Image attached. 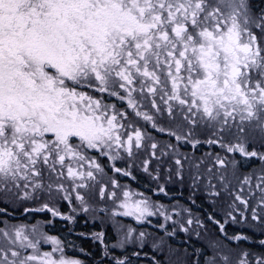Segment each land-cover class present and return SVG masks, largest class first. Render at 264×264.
<instances>
[{
  "label": "snow or ice",
  "instance_id": "snow-or-ice-1",
  "mask_svg": "<svg viewBox=\"0 0 264 264\" xmlns=\"http://www.w3.org/2000/svg\"><path fill=\"white\" fill-rule=\"evenodd\" d=\"M140 121L168 143L161 146ZM146 144L152 158L157 150L168 157L181 180L187 164L196 169L194 183L225 195L233 223L250 212L264 225V167L242 174L238 158L264 165V9L251 0H0V191L43 201L25 211L56 217L63 214L49 200L62 194L72 203L74 193L88 212L98 188L100 199L115 205L113 217L143 224L159 214L168 221L163 205L120 182L135 177L116 162ZM205 144L213 148L205 153L210 164L180 151ZM100 157L115 173L108 181ZM149 164L143 161V171L151 176ZM216 223L223 233L224 223ZM134 232L128 227L112 247L134 240L143 247L146 233ZM93 235L103 243V232ZM209 247L212 254L200 252L195 264H234L223 242ZM243 255L235 264H264V253L254 262ZM0 264L83 262L39 224L5 222ZM114 264L133 262L117 257Z\"/></svg>",
  "mask_w": 264,
  "mask_h": 264
},
{
  "label": "rangeland",
  "instance_id": "rangeland-1",
  "mask_svg": "<svg viewBox=\"0 0 264 264\" xmlns=\"http://www.w3.org/2000/svg\"><path fill=\"white\" fill-rule=\"evenodd\" d=\"M149 128L151 126L149 125ZM152 135L155 137L156 141L161 145H165L168 143V137L166 135H160L156 133L154 130L150 129ZM174 142V141H173ZM206 145V144H205ZM208 147V145H206ZM209 148V147H208ZM145 150H134V155L132 158H128L125 156V159L123 161H117L116 164L118 167H127L130 166V170L133 173L132 177H120L121 184L130 185L132 190L136 192L144 193L146 197L149 198L150 201L163 205L164 210L167 212L168 215L172 216L171 220L165 221L162 216L159 214L150 217V222H145L143 224L137 223L135 218L133 217H124V216H112V210L115 209V205L111 200L104 199L101 200L98 194V188L96 190L95 198L90 200V208L88 212H84L81 205L78 201L75 200V194H72V203H69V201L62 199L61 196H56L52 200H49L48 202L55 206L63 215L75 217L79 214H83L85 216V219L92 224L93 220H96L97 223L101 226V231L103 232V243L104 245V238L105 234H107L108 230H111L113 235L116 237L115 243L119 238H121L126 232L128 227H132L135 229V232L133 234L134 238L139 235L141 231L146 233L144 243H150V245L141 247L138 242H134L131 244H128L125 246V248H114L113 253L107 255V259L104 262H97L94 260V262L90 264H114V259L119 257L121 259L127 257L128 259H134L135 261L133 264H149V261H154L149 256L150 254L156 256L159 255L161 261L163 264H174V262L179 263L184 256V248L181 247L183 242H181L184 235L188 232V238L192 239L195 238L199 241L200 244H204L209 252H211V249L209 247V244L214 240L212 238V231L206 230L201 232L199 221L195 220L193 217V214L196 210L195 205L199 204L197 198H202L203 202L200 204V206H204L205 208L212 207L215 211L219 212L221 216L224 218L227 212V197L222 194L221 197H214L211 196L208 192V189L206 188L204 182L197 181L194 183L193 176L196 173L195 168H190L187 164H185L184 172H183V179L175 174L174 171V164L168 160L167 156L160 157L159 150H157V158L151 157V149L149 145H145L143 148ZM199 150H194L190 146L181 147L180 151L188 154L189 156H194L196 161H199L201 158L205 159L206 163L210 162L207 160V157L205 156V153H210V151L205 150L203 148L198 147ZM218 150V149H217ZM213 152V148H212ZM223 154V153H222ZM100 157V161H101ZM242 167H240V172L242 174H259L260 170L264 165L261 164L260 161L255 159H244L240 158ZM145 159L150 160L149 164V171L152 173L150 176L148 173H145L143 171V161ZM102 162V161H101ZM244 162V163H243ZM103 164L106 165L105 172L107 173L103 179L105 181H108L110 177L114 176L115 173H113L111 168V162L107 160L106 157H103ZM122 166H120V164ZM173 168V172L171 176H169V168ZM204 170L203 165L201 166V171ZM156 175H159V179H154ZM255 183V180L253 181ZM163 186L165 189V192H160L159 188ZM169 188L172 189L169 193ZM31 191V189H29ZM82 192L84 190H81ZM166 193V194H165ZM22 196V192L19 194ZM44 199H47L45 197ZM43 201H33L31 199L29 200H23L18 198V194L16 190H13L10 193L5 194L4 192L0 191V207L6 206L9 208H15L19 212L15 213L20 214L19 217H17L16 220L15 216L12 217H4L0 216V227L4 226V223L7 222L9 225H33V224H39L41 229L51 236H56L58 239H60L63 242V245L65 247V252L68 256L79 259L83 262V264H88L85 261H83L80 257L74 256L70 253V251H77L80 247H74L72 244H78L80 243L81 239H93L94 241H99L94 238V233L89 234L87 231H80L78 229V233L75 231V229L70 228L68 230H58L53 228H47L43 225L40 221L35 223H27V218L29 217V213L33 211L26 212L24 209H37L40 207L41 203ZM66 206L65 211H62V207ZM101 209H107V214L104 212H101ZM24 210V211H23ZM1 211V210H0ZM2 213L6 211H1ZM45 212V211H41ZM13 215V214H11ZM14 217V218H13ZM228 222L232 227L235 228H246L252 229L255 227V230H252V233H250L249 236L260 235L262 234L261 229H263L264 225H261L260 223L256 221L251 220V213H248V219L246 221L240 220L237 223H233L232 220L229 217H226ZM127 219V222L125 221ZM191 219L193 223L188 228V231H184L183 229L186 228L185 223L186 220ZM130 220V223L128 221ZM239 220V217H238ZM156 222H161L165 226L163 230H159L158 227H154L156 225ZM77 226V223L75 224ZM45 227V228H44ZM120 230L119 232L117 230ZM165 229L168 233H171L170 235L166 234ZM98 232V233H100ZM96 233V232H95ZM201 236V238H199ZM163 237V244H159L160 238ZM225 244L224 241H221ZM143 243V244H144ZM159 245V246H154ZM108 247V246H107ZM105 248V245L104 247ZM43 250H50L51 245L45 244L42 245ZM133 249L135 252H139V256H134L132 254L127 253L128 250ZM231 250V258L235 262H238L241 259H244V253L245 251H241L237 248L230 249ZM147 251L150 252V254H147ZM109 252V248H108ZM249 252V251H247ZM211 254V253H210ZM247 259L250 261L255 260V258L258 256H253L252 254L248 253ZM144 258V261L137 262L139 259ZM137 262V263H136Z\"/></svg>",
  "mask_w": 264,
  "mask_h": 264
},
{
  "label": "trees",
  "instance_id": "trees-1",
  "mask_svg": "<svg viewBox=\"0 0 264 264\" xmlns=\"http://www.w3.org/2000/svg\"><path fill=\"white\" fill-rule=\"evenodd\" d=\"M203 146L206 149H208L206 145H203ZM240 167H242V164H240ZM171 190L172 189L169 188V193L171 192ZM196 200H198V202L200 203L195 205L196 210L193 214V217L195 220L199 221V226H202L205 228L204 231L208 229L212 231L211 234L212 236L214 235L212 237L214 238V240L224 241L225 245L229 249L237 248L241 251H245V252L249 251L247 253H250L253 256H256V255L259 256L261 253H264V246L260 244V241L264 240L263 236L262 237L249 236L251 232H248V231H252L253 229L251 230L247 227L246 228L232 227L230 223L228 222L226 215H224L225 217L223 218L220 213L219 215H214L210 212L205 213V212L198 210L197 209L198 205H200L203 202V199L197 198ZM209 208L212 209V207H209ZM0 216L7 217V214L5 212L2 213L0 211ZM210 217L211 219H209ZM225 220H227V223H225ZM216 221H220V223H224L225 230L223 233L220 231L219 224H217ZM1 222L2 221H0V223ZM156 225H157V222H156ZM88 228H89L88 230L89 234H93L95 232L98 233L101 231V226L99 225V223H97V221H92V225H89ZM231 230L236 231L237 232L236 235L246 236L248 239L240 240V241L232 239L233 236L229 235V232ZM189 233L190 232L186 233L181 240V242H183L181 247L184 248V256L182 257L183 258L182 262L181 263L174 262V264H195V261L197 260V256L199 255L200 252H203L205 255L212 254L211 252H209L208 248L203 243L202 244L199 243V241L195 238V236L192 239L188 238L187 236ZM199 238H201V236ZM115 239L116 237L113 235L112 231L108 230L107 234H105L104 245L108 246L109 254L116 251L112 247L113 243H115ZM254 240H257L256 244L254 243ZM72 245L76 248L77 247H80V248H78L77 251H70V253L74 256L80 257L83 261H85L88 264L94 262V260H96L97 262H104L105 260H108L107 259L108 257L104 255V251H105V248H103L104 245H102V243L99 241H94L93 239H81L80 243H78L77 245L76 244H72ZM137 250H140V249H137ZM135 251L133 249H130L128 250L127 253L132 254ZM147 254H150V252L147 251ZM149 256L151 257V259L154 260V261H149L150 262L149 264H153V262H157L158 264H163L159 255L156 254V256H154L150 254ZM134 259H131L132 262L135 261ZM141 261H144V258L139 259L137 262H141ZM201 264H203V258H201Z\"/></svg>",
  "mask_w": 264,
  "mask_h": 264
},
{
  "label": "flooded vegetation",
  "instance_id": "flooded-vegetation-1",
  "mask_svg": "<svg viewBox=\"0 0 264 264\" xmlns=\"http://www.w3.org/2000/svg\"><path fill=\"white\" fill-rule=\"evenodd\" d=\"M251 4L253 5L254 9L257 10V11H259L261 9H264V0H251ZM115 102L119 103L118 101H115ZM140 126L141 127H146V129L148 131H150L149 125L145 126L143 121H140ZM134 150H136V149H134ZM139 150H145V149L141 148ZM101 161L103 162V157L101 158ZM120 166H122V165L120 164ZM65 209H66V206L63 205L62 211H65ZM0 210L1 211H6L5 213L7 214V217L15 216L16 220H18L17 217L20 216V214L14 215L15 213L19 212L15 208H9V207H6V206L3 205V206L0 207ZM11 214H13V215H11ZM63 217H67V216L63 215V216L53 217L51 215V213H48V212L33 211V212L29 213V217L27 218L26 222L27 223H35V222L40 221L47 228L58 229L60 231L61 230H68L70 228H73V229H75V231L77 233H78V229L80 231H87L88 232L89 225H92L85 219V216L83 214H79V215H77L75 217H72V219H70V220L69 219H64ZM93 221H96V220H93ZM76 223H77V226H75Z\"/></svg>",
  "mask_w": 264,
  "mask_h": 264
},
{
  "label": "bare ground",
  "instance_id": "bare-ground-1",
  "mask_svg": "<svg viewBox=\"0 0 264 264\" xmlns=\"http://www.w3.org/2000/svg\"><path fill=\"white\" fill-rule=\"evenodd\" d=\"M151 129V128H150ZM150 132H151V130H150ZM198 147H200V148H203V149H205V150H207L204 146H198ZM211 152V151H210ZM198 210H200V211H202V212H205V213H207V212H210V213H212V214H214V215H219V212H217V211H214L213 209H211V208H205L204 206H200V205H198V208H197ZM125 221L127 222V219H125ZM187 221L188 220H186V223H185V226H186V228L188 229L189 227H190V225H188L187 224ZM128 223H130V220L128 221ZM160 225H161V222H157V225H155L154 227H158V229L159 230H163L161 227H160ZM248 228V227H247ZM253 230H255L256 228L255 227H253L252 228ZM251 229V230H252ZM205 230V228L204 227H202V226H200V231L201 232H203ZM188 231V230H187ZM261 231H262V234H261V236L260 235H255V234H253V236H256V237H264V226H263V229H261ZM186 232V231H185ZM248 232H251L252 233V231H248ZM237 234V232L236 231H234V230H231L230 232H229V235H231V236H234V235H236ZM254 243L256 244L257 243V240H254ZM144 246H147V245H150V243H144L143 244ZM182 262V260L179 262V263H181Z\"/></svg>",
  "mask_w": 264,
  "mask_h": 264
}]
</instances>
